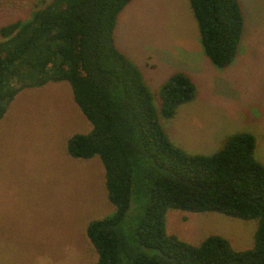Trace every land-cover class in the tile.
I'll list each match as a JSON object with an SVG mask.
<instances>
[{
    "label": "trees",
    "instance_id": "trees-1",
    "mask_svg": "<svg viewBox=\"0 0 264 264\" xmlns=\"http://www.w3.org/2000/svg\"><path fill=\"white\" fill-rule=\"evenodd\" d=\"M130 1L50 0L29 18L2 25L0 120L21 89L71 84L92 130L73 134L68 152L101 157L116 207L87 226L98 254L93 264H264V164L255 155V136L236 132L213 153H191L170 139L162 118L194 100L197 88L186 73H173L156 107L141 70L114 38ZM189 2L205 53L228 66L244 33L240 0ZM171 208L258 219L255 244L238 250L221 235L185 241L167 230Z\"/></svg>",
    "mask_w": 264,
    "mask_h": 264
},
{
    "label": "rangeland",
    "instance_id": "rangeland-1",
    "mask_svg": "<svg viewBox=\"0 0 264 264\" xmlns=\"http://www.w3.org/2000/svg\"><path fill=\"white\" fill-rule=\"evenodd\" d=\"M50 0H0V27ZM244 33L231 64L205 53L189 0H131L121 12L115 42L141 70L159 108L161 90L176 72L192 78L196 98L162 118L170 139L191 153H213L236 132L256 138L264 164V0H240ZM92 130L68 81H49L16 93L0 120V264H93L98 254L87 226L111 216L99 155L68 152L75 133ZM136 204V203H135ZM134 210L131 204L128 213ZM258 219L220 212L168 209L169 233L199 244L210 235L234 248L255 244Z\"/></svg>",
    "mask_w": 264,
    "mask_h": 264
}]
</instances>
